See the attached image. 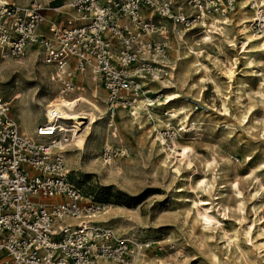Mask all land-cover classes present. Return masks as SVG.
I'll use <instances>...</instances> for the list:
<instances>
[{"label": "built area", "instance_id": "2783aa9c", "mask_svg": "<svg viewBox=\"0 0 264 264\" xmlns=\"http://www.w3.org/2000/svg\"><path fill=\"white\" fill-rule=\"evenodd\" d=\"M237 10L238 0H0V65L39 50L65 95L79 90L72 71H86L113 120L118 109L136 112L149 90L144 80L170 75L164 20L206 33ZM22 95L0 97V264H134L132 241L97 219L103 204L67 170L61 122L39 123L33 137L22 131L11 114ZM113 152L103 150L106 162Z\"/></svg>", "mask_w": 264, "mask_h": 264}, {"label": "rangeland", "instance_id": "374dc122", "mask_svg": "<svg viewBox=\"0 0 264 264\" xmlns=\"http://www.w3.org/2000/svg\"><path fill=\"white\" fill-rule=\"evenodd\" d=\"M44 13L42 10L41 14ZM239 17L238 8V13L226 27H229L231 36L241 40L243 35L237 32L240 29ZM256 22L250 27L251 32L260 31L261 25L259 21ZM164 23L171 34L169 39L177 37L171 23L165 20ZM205 34L200 29H190L181 42H185L184 39L188 42L192 38L201 39ZM215 34L221 37V32ZM215 42L217 44L202 43L197 47L205 46L212 59L217 56L225 65L236 60V74L232 81L221 72L225 70V65L216 66L208 60L206 63L212 68L209 75H190L189 83H196V88L181 85L161 92H181L183 97L172 106H183L197 122V128L190 132L182 130L181 121L177 120L170 121L175 125L172 130H167V126L161 127L167 150H170L174 139L193 146L194 161L190 165L181 166V172L177 173L169 159L166 162L160 159L159 154L165 155L166 152H156L149 140L153 139L150 135L156 133L152 129V122L156 118L144 119V116L149 117L148 111L142 110L140 122L147 126L145 130L152 129L147 132L148 139L141 136L139 122L135 124V136L130 133L121 136L115 121L117 134L114 136L116 130L110 127V135L115 140L119 135L123 140L121 143L101 142L97 157L106 165L116 168L114 178H104L101 173L87 168L71 172L73 180L88 198L103 205L111 204L116 222L109 227L118 238L132 241L135 251L141 250L142 263L153 258L154 264H264V52L260 53L253 47L249 54L253 55L255 63L250 65L236 48L218 41V38ZM27 58L26 62L29 58L37 64L42 62L40 54L36 52L30 53ZM8 62L13 63V60L4 64ZM4 64L0 67V97H10L18 89L9 88L16 80L24 81L26 85H37L40 95L47 92L53 94L59 88L58 85L50 89L45 86L39 67L37 73L30 72L35 81H26L22 74L27 67L15 63L3 68ZM28 67L33 66L28 63ZM13 68L20 71L13 73ZM171 73L174 74V71ZM92 84L94 88L90 91L100 98V104L105 105L102 102L105 97L102 88L98 87L95 95V85ZM148 97L152 99L155 94L147 92L143 98ZM19 101L14 102L11 108V114L18 120L16 107ZM150 111L168 119L163 116V107H152ZM105 114L108 116L107 112ZM156 144H160V141H156ZM106 146L114 150L109 162L103 156ZM123 147L129 156L122 155ZM191 171L193 173L188 178ZM192 177L195 189L191 187ZM203 178L214 184L209 191L200 186ZM199 198H207L211 202V213L221 220L220 223L213 220L218 230H209L203 225L192 202ZM235 235L239 237L238 244L231 242L229 245L228 240L234 239Z\"/></svg>", "mask_w": 264, "mask_h": 264}, {"label": "bare ground", "instance_id": "6f19581e", "mask_svg": "<svg viewBox=\"0 0 264 264\" xmlns=\"http://www.w3.org/2000/svg\"><path fill=\"white\" fill-rule=\"evenodd\" d=\"M238 8L240 11V17L238 21L240 29L237 30V32L243 35L241 40H239L237 36H231L229 27H226V25L223 27V29L221 28L220 31L217 30L216 27L214 29H211L210 31L206 30L205 36H202L201 39L192 38L191 42H188L186 39H184L185 42H181L183 41L185 34L189 30L180 28V26H178L177 24H171L177 37L169 39L168 55L170 52V56L166 55V57L164 58V62L168 63L171 66L174 74L171 73L170 77L166 76L167 78L144 80V83L149 85L148 92L154 93L155 97L152 99L150 97L139 99L137 108L140 109V111H136L134 114H132L130 111L118 109V111L116 112V116L118 114L119 118L115 119V116L113 120H110V118L105 114L107 110L106 94L102 100L105 105H102L99 103L100 98L95 97L92 94V91H90L93 87L92 82L95 85V95L96 91H98V87L100 86L91 79L88 72L84 71L81 75L74 74V72L72 71L73 80H78V84L76 85V87H74V89L79 90L75 91V95H71V93L65 95L59 92L60 85L52 80V71L51 69H49L50 67L43 62L42 58V62H40L39 64H37L35 60H32V58H29L30 62H26L28 59L27 57L30 53L36 52L40 54L39 50L30 51L25 60L22 62L13 60V63H2L0 67L4 64L3 68L11 66L15 63L20 64L21 66L24 65L25 68L27 67V69L23 70L22 74L27 78L26 81H35L32 80V77L34 76H32L30 72L34 71L35 73H37V67H39L42 70L43 75L41 76V79L43 83L46 84L45 86H47L48 89L56 85H58L59 87L53 94H48L47 92L40 95L37 89V85H26V83L21 80H16L14 84L9 86L11 90L14 88H18L23 92V97L16 107L18 108L17 116L21 123L22 131L28 136L33 137L35 136V129L39 123H46L49 121V124L53 125L55 121L59 120L61 122L60 125L69 133V141L64 145V150L66 151L64 154L67 170L70 172H77L81 171L84 168L92 169L95 172L101 173L104 178L111 179L110 177H113L116 168L114 169L112 166L106 165L105 162L100 161L97 157L101 142L105 140L104 142H107V144L110 141L121 143V141L123 140L121 136H126V133H130L135 136V124L139 122L141 136L146 139H148L147 132L155 129L156 133L154 135H150L153 137V139H149L151 144L154 146L156 152L160 153V151L162 150L165 151V155L163 153L159 154L161 156L160 159H162L163 162H166L167 159H169V161L173 163L174 171L180 173L181 166L185 167V165H190L191 162L194 161L192 158V152L194 151L193 146L182 144L180 141L174 139L173 144L170 145V150H167V148L165 147L166 140L163 137L161 127L167 126V130H172L175 128V125L174 122L170 121L177 120L181 121L180 125L182 126V130H184L185 132H190L197 128V122L193 120L194 118L192 119L191 113L185 110L183 106L179 108L172 106L175 101H179L183 97V94L181 92L171 91L167 94H162L161 92L165 89H170L181 85H189L190 88H196V83H189V81L191 80L190 75L192 73L194 74V76L200 74L209 75L212 71V68L208 63H206V61L208 60L212 61L216 66L220 64L225 65L224 61L217 56L212 59L209 52L204 49L205 46L197 47L202 43H204L205 45L211 44L212 42H214V44H217L215 42L216 38H218V41L226 42L233 48H236L240 52V54H243V56L246 58V61L250 65H253L255 63V59L254 57H252L253 55L249 53L251 52V49L253 47H256L257 51H260V53L264 52V0H238ZM49 21L50 19H47L46 23H48ZM256 21H259L261 25L260 31L251 32L250 27L253 26ZM165 22L167 23V20H165ZM220 32L221 37H216L217 34L215 33L219 34ZM28 63H31L33 67L29 68ZM235 64L236 60L234 63L230 62L229 65L226 64L225 70L221 71L230 79V81L234 79L236 74L234 67ZM12 70L13 73H17L20 71L18 70V68H13ZM200 78V80H202V77ZM85 79L88 80L86 81L89 83H87L88 86L84 82ZM0 93V95H2L1 91ZM152 107H163V116L168 117V119L165 120L159 115H154L150 111ZM224 109L227 111L226 107ZM142 110L148 111L149 117L146 118V116H144V119L149 120L152 119V117L156 118L154 122H152L153 125L152 129L150 130H145L144 128L147 126L142 125L143 122H140V117H143V112L141 113ZM110 121L114 123L116 134L117 127L115 126V121L120 128L121 136L118 137V135V139L116 140L113 139L110 135ZM158 140L160 141V144H158L159 146L156 144V141ZM122 155L129 156V152L124 149V147ZM192 173L193 171L189 172L187 177L190 178V175ZM192 181L193 177L191 178V187L195 189L193 187L194 182ZM200 186L203 190L207 189L209 191L213 188L214 184L211 183V181L203 178L200 181ZM192 202L193 206L196 208L197 214L201 217L203 225L205 227H208L209 230H218L219 227L213 224V220H216L219 223L221 222V220L218 218V216L211 213L212 206H210L211 202L209 201V199L199 198L198 200H192ZM202 209H204V211ZM115 218V213L113 212L111 204L103 205V210L97 214V219L105 225L108 224L107 226L116 222L114 221ZM224 235H226V232H224ZM238 238V235H235L234 239L231 238L232 240H228V244L230 245L231 242L238 244ZM141 258L142 257L140 250L135 254L133 263L154 264L153 258H150L149 261L151 262L148 261L145 263H142L143 260H141ZM135 261H137L138 263H135ZM99 264H112V261L101 260Z\"/></svg>", "mask_w": 264, "mask_h": 264}]
</instances>
